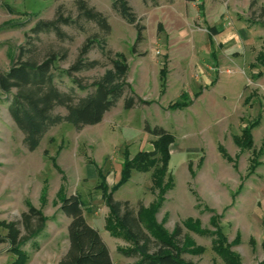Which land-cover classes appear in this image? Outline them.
Returning a JSON list of instances; mask_svg holds the SVG:
<instances>
[{
  "label": "rangeland",
  "instance_id": "obj_1",
  "mask_svg": "<svg viewBox=\"0 0 264 264\" xmlns=\"http://www.w3.org/2000/svg\"><path fill=\"white\" fill-rule=\"evenodd\" d=\"M74 1L0 0V73L17 61L28 39L40 58L66 50L67 59L56 65L67 69L98 29L82 22L83 30L62 27L72 41L54 34L35 38L31 29L39 20H52L58 7L74 17ZM85 1L111 27L105 50L125 56L128 84L151 104L125 110L122 98L99 124L77 131L63 122L29 152L8 113L11 96L0 95V239L5 226L19 222L29 207L47 219L35 245L30 240L21 247L25 261L0 242V264H58L69 247V219L59 207L71 195L80 198L85 219L99 232L113 264H133L136 259L119 251L129 244L105 229L104 197L110 192L135 210L141 206L166 235L179 227L182 258L189 264H226L225 248L240 264H264V68L256 63L258 53H264V0L254 5L253 0H128L142 29L138 44L134 26L113 11L114 0ZM212 27L218 36H211ZM240 30L245 34L237 35ZM230 35L237 42L221 50L220 39ZM108 57L94 47L88 58L101 66L74 75L88 89L80 90L65 76L60 89L72 87L86 95L109 68ZM182 94L188 106L171 110ZM56 113L65 111L57 108ZM146 124L164 129L174 141L155 146L158 138L145 132ZM252 126V145L238 147L234 138ZM139 153L147 155L148 166L131 169L119 183L125 161Z\"/></svg>",
  "mask_w": 264,
  "mask_h": 264
},
{
  "label": "trees",
  "instance_id": "obj_2",
  "mask_svg": "<svg viewBox=\"0 0 264 264\" xmlns=\"http://www.w3.org/2000/svg\"><path fill=\"white\" fill-rule=\"evenodd\" d=\"M254 4L253 0L251 5ZM74 9L76 15L72 17L65 16L62 7H58L52 20H39L31 29V34L35 38L41 34H54L59 40L69 41L72 39L62 31V27H75L83 30L82 25L79 24L82 22L91 23L98 29L99 33L86 37L78 48L74 61L67 69H59L56 65L59 60L67 59L66 50L59 53L49 51L40 58L35 54L32 41L28 39V47L21 48L17 61L8 71L0 73V95L11 96L8 113L16 128L22 133V144L29 152L37 149L51 128L63 122L71 124L77 131L86 126L99 124L105 114L115 108L122 98H124L123 108L125 110L151 104L137 96L128 84L129 66L125 56L117 53L111 56V52L105 50V38L111 31L106 16L85 0H75ZM112 9L127 24L134 26L138 44L142 38V29L138 25L136 15L128 0H114ZM208 31L216 33L214 27ZM135 45H133V53H135ZM94 47H97L102 55L109 56V68L91 83L89 86L91 91L84 96H79L72 87L67 91H62L58 82H61L63 76L71 79L80 90L88 89L81 87L78 84L79 79L74 75L101 66L98 60L88 58L89 52ZM256 63L264 68V53L260 52L257 55ZM160 76L163 93L166 83L164 68L160 71ZM259 76H262L261 71L256 74V77ZM181 97L183 101L172 104L171 110H179L188 106L185 101L187 97L183 94ZM57 108L63 109L64 115L56 113ZM251 128L253 126L245 128L241 137L234 138V143L238 147L249 148L252 145ZM144 130L158 138L154 142L157 147L174 141L172 135L160 127L150 128L146 124ZM146 157V154L139 153L133 160L125 161L119 183L128 179L131 169L146 168L149 164ZM225 159L230 161L226 155ZM104 201L109 212L105 220V229L129 244V248L119 251L126 258L136 259L133 264H189L182 258L183 240L181 239L183 236L179 227L171 235H166L152 220L148 221L146 211L141 206L135 210L127 201H116L112 192L104 197ZM59 212L69 219L67 225L69 247L58 264H113L109 249L99 232L87 223L85 209L77 195L64 197ZM46 222L47 219L40 211L29 207L27 212L21 214L19 222H10L5 226L6 234L0 242L7 243L9 250L19 260H24L26 254L21 247L30 240L32 245H35V239L44 230ZM19 226L22 227L23 234ZM223 258L226 264H240L239 258L226 248Z\"/></svg>",
  "mask_w": 264,
  "mask_h": 264
},
{
  "label": "crops",
  "instance_id": "obj_3",
  "mask_svg": "<svg viewBox=\"0 0 264 264\" xmlns=\"http://www.w3.org/2000/svg\"><path fill=\"white\" fill-rule=\"evenodd\" d=\"M178 35H179V32L177 33ZM181 34V33H180ZM218 30H216V33H213V35H211V36H218ZM243 34H245L244 33V31L243 32H241V30L240 31H238V34L237 35H243ZM234 38V39H233ZM222 39H220V41H219V43H218V47H220L221 48V50L222 49H224L225 51L229 48V47H227L231 42H232V40H233V42H237V40H236V36L235 35H230L229 37H228V39H226L225 41H221ZM248 39H244V42L245 41H247ZM235 44V43H234ZM233 45V44H232ZM231 45V46H232ZM261 52V51H260ZM259 52V53H260ZM258 53V54H259ZM251 65V64H250ZM110 252V251H109Z\"/></svg>",
  "mask_w": 264,
  "mask_h": 264
}]
</instances>
